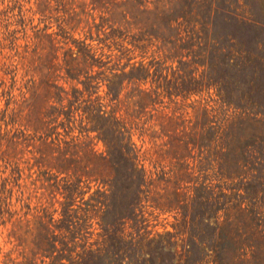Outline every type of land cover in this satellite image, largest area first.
Wrapping results in <instances>:
<instances>
[{
  "label": "rangeland",
  "instance_id": "obj_1",
  "mask_svg": "<svg viewBox=\"0 0 264 264\" xmlns=\"http://www.w3.org/2000/svg\"><path fill=\"white\" fill-rule=\"evenodd\" d=\"M182 5L0 0V264H264V135L223 134L240 109L196 83L190 26L168 27ZM109 114L142 172L109 155ZM173 241L172 260L149 251Z\"/></svg>",
  "mask_w": 264,
  "mask_h": 264
},
{
  "label": "trees",
  "instance_id": "obj_2",
  "mask_svg": "<svg viewBox=\"0 0 264 264\" xmlns=\"http://www.w3.org/2000/svg\"><path fill=\"white\" fill-rule=\"evenodd\" d=\"M239 1L176 0V2H182L184 7H189V10L177 12L173 18H170L168 24L169 28H172L170 27L172 22L178 26L181 24L190 26L187 34L189 35V52L193 55V62L205 66L196 83L208 88L216 85L218 99L225 105H233L234 108L240 109L236 115L237 118L229 124L231 132L225 130L223 133L226 136L231 134V138L239 134L238 139L241 136H251L252 132L256 131H260L264 135V0H241L243 9ZM180 18L182 20L179 22ZM193 23L194 25H191ZM195 23L200 24L198 30L194 29ZM194 37L198 39L197 50L192 48L196 45ZM175 39L181 40L182 38L176 36ZM187 66L185 63L180 65L182 70H185ZM157 71V68L153 70L155 74ZM149 74V68L142 65L133 66L129 73L122 72L121 75H117L115 81L111 80V82H113V86L117 84L121 86L126 79L141 80L145 77L144 75L148 76ZM183 82L184 80L180 84ZM113 86L110 88L111 91ZM186 89L190 90V88ZM258 115L260 117H257ZM103 116L98 114L97 118ZM221 119L216 132L221 128V123L228 118L222 117ZM105 121L107 122L105 129L102 126H100L102 128H98L99 125L96 129L103 130L101 134L108 146L109 155L115 160L117 169L121 167L125 174L132 175L142 172L136 168L137 145L132 142V134H129L127 139L125 131H117L115 126L119 123L113 120L112 114L105 115ZM176 139L175 135L171 136V142H175ZM251 155H254L253 152ZM221 237L222 234H218L215 239ZM190 238L194 240L195 236L192 235ZM215 239H210V253L208 254L219 259L226 252L222 244H215ZM175 246L176 242L174 241L168 242V246L156 243L155 247H151L149 251L154 256L163 255V261L168 256L172 260L177 256ZM190 251V249H186L184 254L188 260L192 259ZM254 253L255 251H253ZM123 257H128V255ZM95 258L101 259V255L87 252L80 255V261L77 264H89V261ZM121 263H126L124 258Z\"/></svg>",
  "mask_w": 264,
  "mask_h": 264
}]
</instances>
